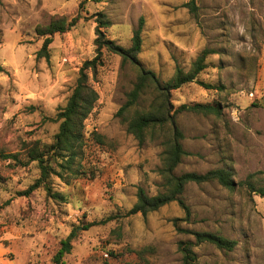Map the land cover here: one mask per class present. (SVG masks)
<instances>
[{"label": "rangeland", "instance_id": "obj_1", "mask_svg": "<svg viewBox=\"0 0 264 264\" xmlns=\"http://www.w3.org/2000/svg\"><path fill=\"white\" fill-rule=\"evenodd\" d=\"M82 1L0 0V64L5 68L0 72V148L17 152L25 141L52 140L58 123L48 118L65 105L83 63L96 56L95 14L102 12L109 21L102 28L105 37L124 48L142 19L137 58L161 82L176 65L188 70L203 49L213 50L197 78L217 88L190 82L171 91L175 108L195 102L222 107L218 117L191 111L176 115L188 154L175 173L223 168L236 181L251 175L264 186V0H194V9L190 0H87L81 6ZM76 15V25L52 36L48 59L38 58L43 37L37 26ZM100 57L96 71L87 70L98 100L85 129L86 135L100 134L103 144L90 138L81 160L95 176L69 184L53 177V189L64 199L43 189L18 196L38 176L36 164L12 167L0 161V205L10 200L0 210V263L53 264L60 241L74 230L72 248L63 257L67 264L137 262L142 248L151 264H182L180 241L193 242L196 264H264V196L243 188L189 183L181 195L188 216L177 201L145 217L125 215L138 187L148 195L163 190L162 147L150 139L139 144L116 115L135 82L136 67L105 48ZM197 231L237 243L232 250L195 243L190 232Z\"/></svg>", "mask_w": 264, "mask_h": 264}, {"label": "trees", "instance_id": "obj_2", "mask_svg": "<svg viewBox=\"0 0 264 264\" xmlns=\"http://www.w3.org/2000/svg\"><path fill=\"white\" fill-rule=\"evenodd\" d=\"M87 0L81 2V6ZM96 1V0H93ZM189 6L194 9V0H190ZM96 56L91 60H86L76 79L75 85L64 106L60 107L50 121L58 123L57 131L50 142L40 139L23 142L19 151L5 152L0 148V161H9L12 167H27L32 163L38 168V176L23 190L17 192L18 196H29L38 189L45 190L46 194L52 198L64 199V196L53 189V177H57L65 184H69L72 179L79 177L95 176L94 170L88 171L84 168L81 160L84 157V150L87 141L91 138L98 144H103V138L96 131H91L86 135L85 120L91 115L92 110L98 100V93L88 81V71H96L102 64L101 53L105 48L107 51L115 53L122 58V62H130L137 69V76L132 88L126 94L125 102L119 107L116 115L120 122L125 125L127 133L131 134L139 144H143L147 139L157 141L162 147L160 153L162 166L158 172L161 176L163 190L154 195H148L142 187L137 188L136 201L125 215L140 213L146 216L149 212L155 211L165 204L177 201L189 215V208L184 203L181 195L185 186L189 183L201 184L216 181L221 186L236 190L243 188L248 193L264 196V186L256 184L249 175L242 181H236L232 177L231 170L211 169L205 173L184 172L176 174L175 169L182 158L188 154L183 149L182 139L184 135L176 124V115L182 111H191L203 115L219 116L222 107L219 102L192 104H181L176 108L171 102V91L180 88L190 82H196L206 89L217 88L215 84L207 83L197 78L198 74L206 67V57L213 53V50L203 49L191 62L188 70H184L179 65L175 66L173 75L166 81H160L156 74L146 69L138 60L137 55L141 51V28L142 19L134 29L131 44L124 48L116 44L113 40L104 35L102 28L109 26V21L102 12L95 14ZM80 15L70 19L66 17H56L45 26H37L36 33L43 37V43L36 52L38 58L49 57V45L55 33H63L76 25ZM5 68L0 64V72ZM147 97L146 106L142 100ZM3 175L0 173V185L3 182ZM10 200H6L0 205V210L7 205ZM109 216L102 222L111 220ZM186 231V230H184ZM194 235L195 243H209L217 248L232 250L236 245V240L228 239L220 234L212 232H190ZM75 236L72 230L64 239L60 241V246L52 256L53 264H67L63 257L69 253ZM193 242L180 241L178 249L182 255V264H196V253L193 250ZM146 248L138 250L139 261L125 264H151L143 257Z\"/></svg>", "mask_w": 264, "mask_h": 264}, {"label": "crops", "instance_id": "obj_3", "mask_svg": "<svg viewBox=\"0 0 264 264\" xmlns=\"http://www.w3.org/2000/svg\"><path fill=\"white\" fill-rule=\"evenodd\" d=\"M0 264H9V261L3 260Z\"/></svg>", "mask_w": 264, "mask_h": 264}]
</instances>
